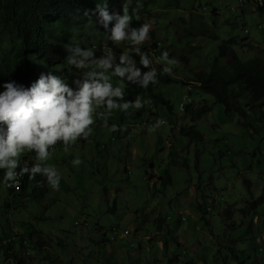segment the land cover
Masks as SVG:
<instances>
[{"label":"rangeland","instance_id":"374dc122","mask_svg":"<svg viewBox=\"0 0 264 264\" xmlns=\"http://www.w3.org/2000/svg\"><path fill=\"white\" fill-rule=\"evenodd\" d=\"M243 3L127 0L132 26L149 24L159 40L152 53L167 52L178 62L167 65L149 50L155 65L172 68L174 81L158 82L154 88L170 100L172 111L141 93L135 101L142 108L98 116L91 135L68 153L57 144L47 165L69 189L60 183L52 188L45 175L37 174L23 193L12 191L3 184L0 170V240L13 237L11 243L31 264H54L55 258L63 264H101L102 259H109L106 264H237L234 251L264 263V202L254 211L250 204L264 195V106L250 109L247 126L238 113H227L214 95L190 81L196 70L210 66L219 45L232 36L238 38L234 47L243 59L262 53L264 16L253 3ZM16 42L15 28L2 19L0 55ZM110 42L109 35L88 24L69 44L105 51ZM118 46L130 52L129 42ZM66 66L70 73L62 78L75 88L73 81L83 79L86 70ZM109 75L124 91L125 83ZM185 81L192 83L188 101ZM190 101L191 110L185 113ZM160 120L164 122L156 127ZM112 125L119 130L111 131ZM182 128L196 129L203 139L184 134ZM75 159L81 163L74 165ZM21 160L34 165L35 153ZM159 218L170 232L157 231ZM21 239L28 241L27 247H20ZM39 239L47 242L44 250ZM0 247V264L15 262Z\"/></svg>","mask_w":264,"mask_h":264},{"label":"clouds","instance_id":"9594fccd","mask_svg":"<svg viewBox=\"0 0 264 264\" xmlns=\"http://www.w3.org/2000/svg\"><path fill=\"white\" fill-rule=\"evenodd\" d=\"M102 2L103 6L97 5L99 19L96 23L110 33L112 43L119 45L127 41L131 45L130 52L121 54L118 63H115L117 57L111 48H106L104 55L97 58L91 49L67 44L64 47L71 53L66 58L67 64L77 70H86L83 79L77 76L73 81L75 88L51 72L42 73L30 87L15 81L3 84L4 91L0 92V170L4 172L7 187L17 185L25 174L29 179L41 174L46 176L48 185L58 188L59 174L47 165L57 144H62L63 151L68 153L79 139L91 135L98 116H105L115 109L126 112L133 107H143L139 100L125 101L123 89L113 85L109 73L145 89L150 83L157 82V72L140 47L149 40L151 26L144 23L138 28L133 27L127 4L123 5L121 14L110 13L107 0ZM133 53L140 57L139 63L144 68L151 70L142 72L136 66ZM160 60L172 66L178 63L169 59L167 52ZM163 71L172 74L171 67H165ZM101 108L106 112H99ZM163 122L157 121L156 127ZM104 123L107 125L106 119ZM110 130L119 129L112 125ZM28 153H35L36 163L31 168L21 160ZM80 163L79 159L73 160L74 165ZM37 183L42 186L44 181Z\"/></svg>","mask_w":264,"mask_h":264},{"label":"trees","instance_id":"16d2710c","mask_svg":"<svg viewBox=\"0 0 264 264\" xmlns=\"http://www.w3.org/2000/svg\"><path fill=\"white\" fill-rule=\"evenodd\" d=\"M243 2L253 3L260 15L264 16V0H243ZM98 4L103 6L102 0H0V21L4 19L5 22L11 23L17 34V42L13 46V50L0 55V86L3 87L4 83L15 81L25 87H30L42 73L47 75L51 72L61 77L67 76L70 70L66 66L68 65L66 58L71 53L66 50L64 45L69 44V41L83 25L90 24L94 30L103 31L110 36V33L96 23L99 19ZM125 4H127V0H107V10L110 13H122ZM154 36L155 33L151 29L149 40L140 47L152 62V68L157 72V82L150 83L145 89L138 83L122 80L125 83L124 100L134 102L139 94L148 93L155 101L163 103L172 111L170 100L154 92L158 82L174 81L171 75L165 74L163 69L154 64L156 57H151L149 53L151 46L159 47V40H155ZM237 44L236 36L224 40L219 45L218 54L210 66L196 70L190 81H194L205 92L214 95L216 102L223 104L227 113H238L243 118L244 124L251 126L247 121L250 109L264 106V50L245 60L236 51L234 46ZM109 48L119 56L123 54L117 44L110 42ZM94 49V52L100 56L105 53L102 47ZM160 50L166 51L164 47ZM179 59L188 61L186 56H179ZM139 60L140 57L136 55L134 61L142 72L151 70L144 68ZM192 103L188 104L186 109L184 107L185 113L190 112ZM199 116L200 110L196 117ZM182 132L188 135L195 133L197 139H203V135L194 128H182ZM32 166L28 165L29 168ZM25 175L26 179L22 189H8L23 193L30 180L28 174ZM36 176L39 178L38 175ZM170 179V176L167 175V181ZM59 183L69 189L63 179L60 178ZM263 202L264 195L253 200L250 202L251 210H256L258 205ZM165 223L166 220L157 219L158 232H170L168 227H164ZM253 223L250 221L249 227H252ZM259 240L260 238H257V241ZM31 242H33L32 235ZM27 243L26 239H21L20 247H27ZM45 243H47L45 240L39 239V247L43 250ZM0 246L4 248L6 257L12 256L15 259V262L11 264H31V258L21 256L20 251L13 246V243L5 244L3 239V241L0 240ZM232 257L236 259L237 264H264L256 262V258L246 252L234 251ZM52 261L54 264H63L60 258H55ZM108 261L109 259L106 262L102 259L99 263H110Z\"/></svg>","mask_w":264,"mask_h":264},{"label":"built area","instance_id":"2783aa9c","mask_svg":"<svg viewBox=\"0 0 264 264\" xmlns=\"http://www.w3.org/2000/svg\"><path fill=\"white\" fill-rule=\"evenodd\" d=\"M148 41V40H147ZM151 53H152V46H151ZM152 55H159L160 57H161V53L159 52V53H152ZM191 84L192 83H188L187 85H188V90H189V92L185 95V99L188 101L191 97H190V90H191ZM185 104V101H183V102H181V104H180V108L183 106ZM4 177V176H3ZM3 177H2V182H3V184L5 185V183H4V180H3ZM9 183H11V182H9ZM6 186V185H5ZM7 187V186H6ZM7 188H10V189H15V186H13V187H7ZM125 235H126V233H125ZM12 240H13V237H8V238H5L4 239V243L5 244H7V243H11L12 242Z\"/></svg>","mask_w":264,"mask_h":264},{"label":"bare ground","instance_id":"6f19581e","mask_svg":"<svg viewBox=\"0 0 264 264\" xmlns=\"http://www.w3.org/2000/svg\"><path fill=\"white\" fill-rule=\"evenodd\" d=\"M244 4V3H243ZM19 170V169H18ZM26 179V175H24L21 180L19 181V183L17 185H15V190H19L22 189V186L24 184V181Z\"/></svg>","mask_w":264,"mask_h":264},{"label":"crops","instance_id":"0c3cea01","mask_svg":"<svg viewBox=\"0 0 264 264\" xmlns=\"http://www.w3.org/2000/svg\"><path fill=\"white\" fill-rule=\"evenodd\" d=\"M168 225V223L166 222V226ZM158 233V232H157Z\"/></svg>","mask_w":264,"mask_h":264}]
</instances>
